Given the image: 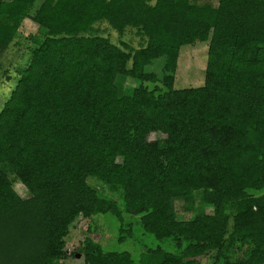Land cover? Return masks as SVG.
Returning a JSON list of instances; mask_svg holds the SVG:
<instances>
[{"label":"trees","instance_id":"1","mask_svg":"<svg viewBox=\"0 0 264 264\" xmlns=\"http://www.w3.org/2000/svg\"><path fill=\"white\" fill-rule=\"evenodd\" d=\"M196 41L204 82L174 88ZM13 43L28 55L0 108V264H65L80 215L128 245L87 236V264H264V0H0L9 81Z\"/></svg>","mask_w":264,"mask_h":264},{"label":"rangeland","instance_id":"2","mask_svg":"<svg viewBox=\"0 0 264 264\" xmlns=\"http://www.w3.org/2000/svg\"><path fill=\"white\" fill-rule=\"evenodd\" d=\"M212 4H217L218 0H208ZM38 3L36 4V6ZM100 33L111 38L112 41L118 42L120 36L117 32L113 31L106 24H100ZM38 25L30 19H24L22 26L20 27L21 34L23 36H29V34H35L38 31ZM41 35V34H40ZM39 35L35 36L38 39ZM122 39L129 41L132 45L137 46L140 42L139 36L129 30L124 33ZM22 41V40H21ZM30 41V40H29ZM30 43V42H29ZM31 44H33L31 42ZM208 43L196 41L190 45H183L180 48L178 57V65L175 72L174 88H183L189 86H200L204 82V70L207 60ZM28 55L27 49L22 44L13 43L3 53L1 72L9 71L10 76L15 68H22L26 62ZM151 70L152 67H149ZM154 70L159 71L158 66L153 67ZM15 83V75H12V79L6 78L2 73L0 78V108L5 99L8 98L11 88ZM129 84V83H128ZM160 133H152L149 135L150 139L160 137ZM121 160L120 158L118 159ZM13 187L15 191L22 197L29 195L28 190L17 180H13ZM189 204L183 201L176 202V210L180 218H185L189 214ZM107 219L109 216L102 215L99 218L94 219V222L101 225V229H95L89 232L90 223L93 222L89 217L78 216L70 225L69 232L65 237V250L68 257L65 260V264H87L84 261L82 251V243L84 238L92 236L99 241L105 248L114 250H123L128 245L119 243L117 240V223L108 224ZM111 219V218H110ZM132 243V240L130 241ZM240 259H243L242 253L239 254ZM199 260V261H198ZM198 264H212L209 260V254L200 256L197 259Z\"/></svg>","mask_w":264,"mask_h":264}]
</instances>
